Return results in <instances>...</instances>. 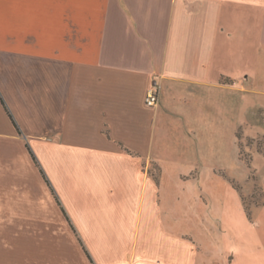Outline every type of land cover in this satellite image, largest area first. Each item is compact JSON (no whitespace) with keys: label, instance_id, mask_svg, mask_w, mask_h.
Instances as JSON below:
<instances>
[{"label":"crops","instance_id":"1","mask_svg":"<svg viewBox=\"0 0 264 264\" xmlns=\"http://www.w3.org/2000/svg\"><path fill=\"white\" fill-rule=\"evenodd\" d=\"M239 130L264 0H0V264H264V151L253 218L219 173Z\"/></svg>","mask_w":264,"mask_h":264},{"label":"rangeland","instance_id":"2","mask_svg":"<svg viewBox=\"0 0 264 264\" xmlns=\"http://www.w3.org/2000/svg\"><path fill=\"white\" fill-rule=\"evenodd\" d=\"M237 139L242 165L233 169L234 176L224 171H219V173L225 177L226 183L229 182L241 194L247 214L250 215H248L249 218H253L258 207L263 202V190L261 182L251 165V155L253 150L264 151V137L253 136L245 138L239 130ZM149 170L153 175L157 172V168L154 165H151Z\"/></svg>","mask_w":264,"mask_h":264},{"label":"built area","instance_id":"3","mask_svg":"<svg viewBox=\"0 0 264 264\" xmlns=\"http://www.w3.org/2000/svg\"><path fill=\"white\" fill-rule=\"evenodd\" d=\"M145 105L148 107H156L159 103V87L156 84H151L146 91Z\"/></svg>","mask_w":264,"mask_h":264},{"label":"trees","instance_id":"4","mask_svg":"<svg viewBox=\"0 0 264 264\" xmlns=\"http://www.w3.org/2000/svg\"><path fill=\"white\" fill-rule=\"evenodd\" d=\"M248 213V212H247ZM249 215V214H248ZM250 216V215H249Z\"/></svg>","mask_w":264,"mask_h":264}]
</instances>
